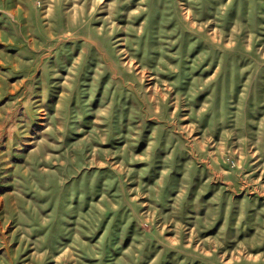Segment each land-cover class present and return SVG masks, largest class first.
<instances>
[{"label": "rangeland", "instance_id": "obj_1", "mask_svg": "<svg viewBox=\"0 0 264 264\" xmlns=\"http://www.w3.org/2000/svg\"><path fill=\"white\" fill-rule=\"evenodd\" d=\"M0 264H264V0H0Z\"/></svg>", "mask_w": 264, "mask_h": 264}]
</instances>
